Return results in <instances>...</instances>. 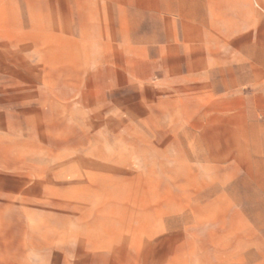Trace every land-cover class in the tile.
<instances>
[{
  "label": "rangeland",
  "instance_id": "1",
  "mask_svg": "<svg viewBox=\"0 0 264 264\" xmlns=\"http://www.w3.org/2000/svg\"><path fill=\"white\" fill-rule=\"evenodd\" d=\"M0 264H264V0H0Z\"/></svg>",
  "mask_w": 264,
  "mask_h": 264
}]
</instances>
